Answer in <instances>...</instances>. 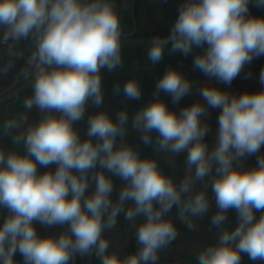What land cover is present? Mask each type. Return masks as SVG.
Here are the masks:
<instances>
[{"label":"clouds","instance_id":"obj_1","mask_svg":"<svg viewBox=\"0 0 264 264\" xmlns=\"http://www.w3.org/2000/svg\"><path fill=\"white\" fill-rule=\"evenodd\" d=\"M249 4L183 0L170 33L148 42V60L160 63L166 49L187 56L201 48L193 66L230 85L246 64L264 56V16L251 15ZM257 4L264 6V0ZM0 30V46L10 54L22 41H32L21 69L32 91L22 108L40 113L35 122L22 112L0 123V138L18 146L0 147V209L8 213L0 224V264H17V253L24 264H71L77 254L92 252L101 264H156L159 250L178 235L174 223L165 219L174 205L189 229L208 215L207 190L194 186L210 175L216 211L209 220L221 234L216 244L198 252L196 264H242L243 256L264 262V155H257L264 146V68L260 91L232 94L206 82L199 87L203 103L197 100L179 113L169 110L159 95L179 103L193 81L173 67L157 80L153 99L134 114L132 126L157 154L186 153L185 174L177 181L157 159L142 158L130 144H117L127 132L126 110L115 119L104 110L89 111L103 103L101 70L122 65L116 0H0ZM12 66L10 61L4 71ZM121 90L128 99H141L135 78L114 89L116 94ZM208 108L220 109L211 150L205 140L210 126L202 121ZM86 115L82 139L74 125ZM252 155L256 166L243 168V160ZM38 167L48 170L40 173ZM113 176L125 181L115 201ZM90 179L95 183L91 194ZM128 201L132 206L126 207ZM231 209L238 217L234 229L226 225ZM121 214L127 221L144 217L136 227L137 251L123 257L109 251L111 242L104 235ZM37 223L67 230L41 236Z\"/></svg>","mask_w":264,"mask_h":264},{"label":"crops","instance_id":"obj_2","mask_svg":"<svg viewBox=\"0 0 264 264\" xmlns=\"http://www.w3.org/2000/svg\"><path fill=\"white\" fill-rule=\"evenodd\" d=\"M182 3L183 0H116L123 29L122 65L112 71H108L107 69L101 70L102 87L104 89L103 103L100 109L89 108L90 112L98 110L107 111L113 119H115L119 111L126 110L129 115L127 132L122 140L118 138L117 144H130L138 149L142 158L157 159L164 173L172 176L177 181L185 174L187 167L185 164L186 153H181L179 156H171L167 153L157 154L154 145L145 144L141 140V133L132 126V117L134 114L153 99L157 80L164 74L168 67H173L182 70L185 75L193 81L191 92L184 96L179 103H173L172 98L163 92L159 95V98L167 104L169 110L179 113L184 107L193 104L197 100L203 103L199 96V87L206 82L232 94L260 91L262 85L259 83V73L261 68H264V56L254 58L250 64L244 66L241 73L230 85H226L215 78L205 76L199 69L193 66L194 56L202 51L201 48H193L192 52L187 56L180 52L170 53L166 49L165 58L156 65L151 64L146 55L148 42L154 36L158 35L165 37L170 33L171 27L178 16V8ZM249 12L254 16H264V6L258 5L257 0H250ZM17 54L20 55L18 58ZM30 54L31 53L25 47L16 48L11 54H8L7 63L0 67V84L17 85V89L10 96L31 84L30 79H26L21 75V69L26 67V61ZM10 61L13 66L5 72L4 69L7 68ZM130 78H135L140 82L142 95L139 100L126 98L122 90L120 94H116L114 91L117 85L122 89L124 82ZM31 91L30 85L14 99L0 105V123L5 119L25 112L22 108V101L26 95L31 94ZM219 112L220 109L208 108L206 114L202 117V121L210 126V131L205 137L210 150L216 144V130L218 128L217 118ZM25 114L28 115L29 122H35L40 117V113L35 108L29 113L25 112ZM74 127L79 130L82 139L86 138L87 115L83 120L76 123ZM152 135L155 137L156 133L153 132ZM0 147H6L12 150L18 148L17 145H11L6 138H0ZM257 155H264V146L261 147L260 153ZM256 158V155L247 156L243 160L241 166L243 168L256 166ZM54 168L55 166H52L53 171ZM47 170L46 168L38 167V172L40 173ZM112 179L114 190L111 196L115 201L125 181L116 176H113ZM211 183L212 180L210 175L203 181H197L194 186V190L196 191L205 188L207 190V195L210 200L208 215L202 219H196V227L189 229L182 223L179 217V208L177 207V219L174 225L177 228L178 235L176 239L172 241L171 247H164L159 250L156 264H196V255L198 252L203 247L214 245L218 242L221 229L211 226L209 220L211 214L216 211ZM94 190L95 183L90 179L88 193L91 194ZM132 203L133 202L128 201L126 207L132 206ZM7 214V210L0 209V224L3 223ZM227 217V227L229 229H234L238 223L236 210H229ZM143 220L144 217L140 216L134 221H127L124 215L121 214L117 218L115 227L107 230L104 234H110L113 237L120 238L127 230L138 226ZM35 227L38 234L41 236L49 234L59 235L61 232L67 230L66 226H58L48 231H43L39 223H37ZM137 248L138 244L134 235L131 246L123 251L120 256L123 257L132 254L137 251ZM15 259L17 264H24L23 258L19 253H17ZM72 262L75 264H101L100 259L94 252L83 256L77 254ZM242 264H264V262H252L247 256H243Z\"/></svg>","mask_w":264,"mask_h":264},{"label":"built area","instance_id":"obj_3","mask_svg":"<svg viewBox=\"0 0 264 264\" xmlns=\"http://www.w3.org/2000/svg\"><path fill=\"white\" fill-rule=\"evenodd\" d=\"M0 34H2V30H0ZM31 44H32L31 39H29L28 41H22L21 44L16 46L14 49L20 48V47H25L31 53V51H32ZM8 54H9V52H8L7 48L4 46H0V67L4 66L7 63ZM18 86H19V84H18ZM16 89H17V85L0 84V101L4 98L10 96L11 94H13V92ZM176 208H177V206L174 205L172 207V209L165 216V219H170L173 223H175V221L177 219ZM258 215H259V213H257V216ZM40 227L43 231H48L51 229V228H45L41 225H40ZM136 227L137 226L133 227L132 229L127 230L124 233V235L120 238L113 237L110 234H104L111 242L109 251L110 252L115 251L120 255L129 246H131L135 232H136ZM169 246L170 247L172 246V242L169 245H167L166 247H169ZM71 264H75V263L71 262Z\"/></svg>","mask_w":264,"mask_h":264},{"label":"water","instance_id":"obj_4","mask_svg":"<svg viewBox=\"0 0 264 264\" xmlns=\"http://www.w3.org/2000/svg\"><path fill=\"white\" fill-rule=\"evenodd\" d=\"M30 85H31V84L27 85L26 87H24L23 89H21L19 92L15 93L14 95H12V96H10V97H7V98H5V99H2V100L0 101V105H1L2 103L8 102V101L14 99L15 97H17L20 93H22L24 90H26Z\"/></svg>","mask_w":264,"mask_h":264}]
</instances>
